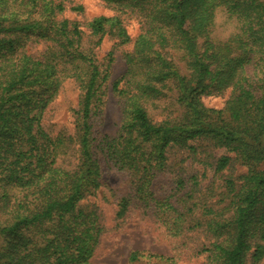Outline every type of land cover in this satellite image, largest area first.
Instances as JSON below:
<instances>
[{
    "label": "trees",
    "instance_id": "trees-1",
    "mask_svg": "<svg viewBox=\"0 0 264 264\" xmlns=\"http://www.w3.org/2000/svg\"><path fill=\"white\" fill-rule=\"evenodd\" d=\"M102 2L120 15L84 25L66 18L84 11L70 0H0V264H94L105 230L96 207L81 203L102 186V159L132 179L119 218L136 201L172 238L201 233L204 264H259L264 0ZM125 14L137 16L141 32L113 85L125 100L121 126L102 136L93 118L114 60H97L91 44L106 36L130 44ZM217 14L236 24L223 41L212 37ZM66 81L81 92L75 129L54 136L42 116ZM228 90L223 109L203 105ZM168 93L181 114L155 122L150 109ZM142 258L134 252L129 261Z\"/></svg>",
    "mask_w": 264,
    "mask_h": 264
},
{
    "label": "rangeland",
    "instance_id": "rangeland-1",
    "mask_svg": "<svg viewBox=\"0 0 264 264\" xmlns=\"http://www.w3.org/2000/svg\"><path fill=\"white\" fill-rule=\"evenodd\" d=\"M70 1L75 6H82L84 11L81 14L67 13L66 18L79 21L84 25L100 16L120 15L105 5L102 0ZM121 17L132 37L130 44L118 46L117 40L108 36L104 37L100 44L98 43L100 38H96L93 40L94 44H91L97 60L102 62H107L109 58L114 60L109 70L110 78L106 83V94L97 115L93 118L94 130L102 136H116L121 126L125 100L114 92L113 85L125 75L127 71L125 55L132 52L135 38L141 32L137 16L125 14ZM198 20L199 14L197 18L191 19L190 25L193 28L196 27ZM235 25V22L229 20L227 16L217 14L212 37L221 41L227 39L231 33L236 32ZM84 30L87 31L86 28ZM179 67L183 75L187 74L183 64H179ZM121 87L122 85L119 88ZM230 94L231 90H228L220 96L203 97V105L206 108L221 110ZM170 96L173 97L174 94L168 93V97ZM80 98L81 92L74 82L66 81L62 84L59 94L42 116L43 125L52 132V135L55 136L60 132L74 133L73 113L78 108ZM160 105L161 108L158 111H155L156 107L150 109L155 122H160L164 118L162 115L168 113L181 114L179 105L172 98L164 100ZM219 153L222 155L223 151ZM187 165L190 166V161ZM192 168L202 169L197 163ZM237 169V174L246 171L241 167ZM211 177L212 172L209 171L208 179L210 180ZM208 179L202 182V187L209 184ZM131 182V176L127 172L118 171L102 159V186L81 203L83 207H96L101 226L105 230L92 262L94 264H204L207 261L206 255L197 253V247L205 243V237L201 233L191 232L182 238H172L166 232V228L150 212H145L136 201L132 203L124 217H118L121 200L132 194ZM134 252L142 254L143 258L137 263H130V255ZM166 259L171 261L167 262ZM259 264H264V258Z\"/></svg>",
    "mask_w": 264,
    "mask_h": 264
}]
</instances>
